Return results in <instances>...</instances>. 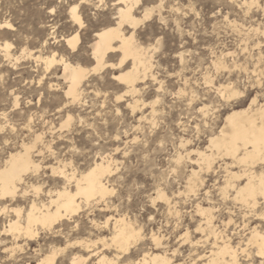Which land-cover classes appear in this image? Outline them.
Masks as SVG:
<instances>
[{
    "label": "rangeland",
    "instance_id": "374dc122",
    "mask_svg": "<svg viewBox=\"0 0 264 264\" xmlns=\"http://www.w3.org/2000/svg\"><path fill=\"white\" fill-rule=\"evenodd\" d=\"M79 1L0 0V127L5 129L0 132V166L10 152L34 145L33 158L43 166L65 165L80 174L94 162L107 163L104 181L111 191L64 221L59 229L67 238L43 230L36 241H18L21 246L15 247L11 234H2L13 215H3L0 264H34L53 249L59 251L55 264H68L72 254L86 252L67 243L108 238L118 218L138 233L121 264L153 252L166 254L174 264H204L207 258L199 257L215 251V238L218 245L227 241L237 249L239 264H260L264 258L249 239L254 230L264 235V198L246 204L234 198V188L224 187L227 182L243 185L244 172L264 173V161L233 160L209 147V138L230 130L225 117L233 110L247 108L253 99V110L264 103V0H143L137 16L146 6L153 13L139 24L135 37L151 65L134 93H126L114 76L130 63L91 71V25L112 18V0H105L107 9L81 4L84 28L77 50L64 43V36L77 30L70 7ZM5 23L13 30L3 28ZM5 41L12 43L8 53ZM52 56L56 61L47 67ZM118 57L109 60L117 63ZM60 59L90 70L76 102L64 94ZM229 86L243 95L222 99L220 91ZM193 92L197 99L190 106ZM157 97L160 103L154 104ZM197 152L212 154L211 167ZM42 172L38 181L43 188L64 186L48 169ZM197 205L210 209L211 224Z\"/></svg>",
    "mask_w": 264,
    "mask_h": 264
},
{
    "label": "bare ground",
    "instance_id": "6f19581e",
    "mask_svg": "<svg viewBox=\"0 0 264 264\" xmlns=\"http://www.w3.org/2000/svg\"><path fill=\"white\" fill-rule=\"evenodd\" d=\"M97 3H99V0H80L76 4H79V6L81 4L91 5L97 9L101 8L95 6ZM143 3H145L143 0H112V18H108V16L96 19L91 25L94 28L92 40L88 44L90 59L94 62L91 71L96 72L105 68L113 69L116 67L126 68L130 63V66L125 71L114 75L115 78L117 76L120 77V82L126 88V93L136 92L138 82L147 77L151 65L150 60L147 58V51L137 42L135 37L137 27L146 20L145 13L148 14L149 18L153 13V7L148 8L146 6L143 9L142 16H137V9L139 10ZM76 4L70 7V14L72 20L78 26L77 30H74L75 32L66 38L64 36L63 39L70 50L77 48L80 40L79 30L84 28V21H82L79 10L77 15L81 23L73 19L71 9ZM160 5L157 7H160ZM106 6L107 1L104 0L103 9ZM157 10L160 13V9ZM8 25L10 24L5 23L2 27L9 31L13 30L14 27L11 25L9 28ZM11 47L12 43L5 41L4 48L6 53H8ZM116 53H119L118 62H111L109 59ZM54 57L52 56L46 60L47 67H50L56 61ZM58 62L62 67V74L59 78H63L67 83L64 94L67 99L76 102L79 99L80 91H82L83 82L90 70L79 63L73 64L64 59H60ZM254 101L255 99L250 102L247 108L233 110L227 114L225 121L230 130L226 132L224 129H221L217 135L210 137L209 147L216 149L217 152L222 151L233 160L239 162H252L253 164L256 160L264 161V146L261 143L262 136H264V103L253 110L251 105ZM68 120L64 121L60 126L62 128L66 126ZM34 147V145L23 144L20 150L10 152L3 165L0 166V217H3V215L6 217H9L11 214L13 215V218L8 219V229H5L2 234L10 233L15 247L21 246L18 244V241L24 244L36 241L43 230L60 237L64 235L67 238L66 233H63L62 229H59L64 221L71 219L73 215L77 214L82 209L83 204L88 206L92 199V201H97L98 198L101 200L111 191L107 186V182L104 181L105 175L107 176L110 172L107 163L105 164L103 161L94 162L86 170L80 174H76L67 170L64 167L65 165H61L62 167L60 165L52 166L51 164L50 166H43L40 162H36L32 153ZM37 153L39 154L40 151ZM197 153L199 159L207 167H211L212 154H206L205 152ZM37 166H39L38 172ZM46 169L54 177L61 178L63 181L62 185L64 186L59 188H43L38 179L41 172ZM60 172H63L62 176L54 175V173ZM192 173L196 174L194 171ZM232 175L239 177L235 173ZM244 175L246 181L243 185L234 186L227 182L224 189L227 186H231L235 189L234 198L246 204H255L256 198L259 196L258 193L264 191V173L255 174L250 170L249 173L244 172ZM37 186L41 189L39 193L33 190ZM161 194L163 198H166L163 193H158V197ZM197 211L206 216L205 223L209 224L210 220H212L210 209L197 205ZM112 225V233L108 238L104 236L99 238L97 236L98 239L96 237L94 241L90 239H78L79 241L67 243V246L76 244V246L86 252V255L72 254L68 264H121L120 260L128 253L131 247L130 242L134 238L136 240L138 233L132 226V223L126 221L124 218L114 219ZM156 237L153 238L154 242L158 240ZM214 240L215 251L211 250L209 255L199 257L200 259L207 258L204 264H239L240 261L238 262L236 248L228 244L227 241H222L223 243L218 245L216 238ZM249 240L253 243L257 256L261 257L258 253L264 251V235L254 230L251 232ZM110 249L114 253L108 255L105 251H109ZM58 254L59 251L53 249L34 264H55ZM133 264L174 263L166 254L153 252L144 253ZM178 264L186 263L181 262ZM190 264L198 263L193 261Z\"/></svg>",
    "mask_w": 264,
    "mask_h": 264
},
{
    "label": "snow or ice",
    "instance_id": "6c2138e0",
    "mask_svg": "<svg viewBox=\"0 0 264 264\" xmlns=\"http://www.w3.org/2000/svg\"><path fill=\"white\" fill-rule=\"evenodd\" d=\"M103 5H104V0H99V3H97L95 6H96V7H102ZM78 9H79V4H76L75 6L72 7L71 11H72V14H73V19H74L76 22L81 23L80 18H79V16L77 15ZM51 10H52L53 12H55V9H51ZM148 18H149L148 14L145 13V19H148ZM82 26H83V25H82ZM8 27L10 28L11 25H8ZM157 43H159V41H157ZM115 79H116L117 81H120V77H119V76H117ZM153 79H155V77H153ZM179 95H180L181 97H185V98L188 97V93H187V92H181V93H179ZM219 95H220V97H221L222 99L231 100V99H233V98H235V97H238V96L243 95V93H242L241 91L237 90L236 88H233L232 86H229V90H228L227 92L224 91V90H221L220 93H219ZM121 99H123L122 96H116V100H117V101H119V100H121ZM195 99H197V97H196V93L193 92V93H192V97H191V99L188 100V104L191 106V105L193 104V101H194ZM153 103H154V104H158V103H160V99H159V97H157L156 100L153 101ZM209 107H211V106H209ZM199 111H200L201 113H203L204 115H209V112L207 111L206 108L201 107V108H199ZM70 120H71V117H69V121H70ZM24 127L27 128L28 125L25 124ZM4 130H5L4 128L0 127V132H3ZM12 131H16V129L13 128ZM116 139L118 140V139H119V136H117ZM5 143H7V141H5ZM261 143H262V146H264V136H262V141H261ZM179 162H180V160L178 159V160H177V163H179ZM38 171H39V166H37V172H38ZM173 171H175V170L173 169ZM54 175H61V176H62V175H63V172H60V173H54ZM33 190H34L35 192L39 193L41 189H40L39 186H37V187H35ZM112 194L114 195V193H112ZM258 195H259L260 197L264 198V191L258 193ZM158 198H163L162 194H161V196L158 197ZM255 206H256V205H253V207H255ZM261 206H264V200L261 201ZM148 219H152V217H149ZM229 222H231V221H229ZM258 255L261 256L262 258H264V251H261L260 253H258ZM260 264H264V259H262V260L260 261Z\"/></svg>",
    "mask_w": 264,
    "mask_h": 264
}]
</instances>
